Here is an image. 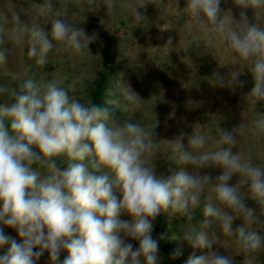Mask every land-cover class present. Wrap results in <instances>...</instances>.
<instances>
[{
    "label": "clouds",
    "instance_id": "9594fccd",
    "mask_svg": "<svg viewBox=\"0 0 264 264\" xmlns=\"http://www.w3.org/2000/svg\"><path fill=\"white\" fill-rule=\"evenodd\" d=\"M234 4L239 19L222 13L220 0H187L184 9L201 28L212 26L222 34L228 47L248 62L254 87L246 97L256 104L264 100V27L250 22L247 10L264 9V0ZM145 6L128 4L137 24L147 19L140 10ZM104 7L113 14L111 0H104ZM48 23L50 31L45 29ZM11 24L10 33L0 39V66L8 64L13 43L26 42L27 56L46 65L54 41L80 54L97 39L64 19L52 0H44L31 24L19 13L12 14ZM167 43L172 44L171 37ZM242 73L214 74L213 82L220 88L243 87ZM122 94L130 103L141 100L130 85ZM257 115L253 135L264 134V115ZM156 126L146 130L118 123L108 108L70 96L59 77L34 81L17 73L0 84V225L16 229L22 241L17 243L0 227V247L10 245L0 264H38L45 253L46 264H161L160 241L167 234L154 238V222L169 211L191 222L207 185L216 203L208 198L199 227L190 223L182 239L208 252L189 256L185 264H235L232 255L212 250L217 242L209 230L214 226L234 238L245 264H253L255 253L264 248V166L233 151L243 123L231 131L216 125L218 138L193 132L187 146L184 132L166 140L169 160L180 166L167 178L157 174L152 159L158 146ZM61 156L67 157V166L58 163ZM189 166L199 171H189ZM211 166L222 170L215 182L201 174ZM233 176L239 177L238 183H230ZM249 199L259 210L246 203ZM238 218L242 224L234 228Z\"/></svg>",
    "mask_w": 264,
    "mask_h": 264
},
{
    "label": "rangeland",
    "instance_id": "374dc122",
    "mask_svg": "<svg viewBox=\"0 0 264 264\" xmlns=\"http://www.w3.org/2000/svg\"><path fill=\"white\" fill-rule=\"evenodd\" d=\"M44 0H0V39L5 38V32L10 33L11 16L19 13L22 19L31 24L38 7ZM54 10L64 14V19L76 27L83 28L88 35L95 34L97 39L85 49L75 54L62 42H53L54 48L49 53L46 65H38L34 58L27 56L28 46L25 43L11 44L13 54L6 66H0V84L11 81L13 74H20L32 80L48 81L59 77L69 94H80L88 97L91 83L98 73L109 62L116 83L111 97L107 99L112 109L113 118L120 124L125 121L138 124L146 130L157 125L153 130L158 142L156 154L152 158L158 175L167 178L179 170L180 166L169 160L172 153L166 140L172 139L180 132L185 133L184 143L195 133L206 138H218L219 128L231 131L240 123L244 130L237 134V145L233 151H239L246 157H251L254 164L264 166V134L253 135L251 129L258 115H264V100L254 104L247 93L254 87V79L248 70V62L242 61L223 40V35L214 31L212 26L207 29L195 24L185 12L187 0H111L113 14L109 15L104 7V0H52ZM129 3L146 4L140 9L147 17L137 24L131 19ZM220 8L225 15H233L239 19L240 9L234 0H220ZM250 22L264 27V9H248ZM51 18V17H50ZM43 23V18H39ZM47 31L51 24L45 25ZM169 37L172 44H168ZM239 70L244 81L243 87L234 89L220 88L214 84V74L227 77L231 71ZM130 85L141 100L130 103L123 97L122 90ZM58 163L67 166V157L57 158ZM189 171H199L189 166ZM221 169L211 166L201 170L215 182L221 174ZM239 181L233 176L231 184ZM245 198L249 193H244ZM215 193L211 185L204 189L200 207L194 209L191 222L179 213L171 211L161 214L166 223L162 233L167 234L164 242H175L174 247L183 256L185 264L189 256L207 254L208 250L193 249L182 239L190 223L199 227L204 219L203 205ZM246 203L255 205L252 200ZM154 222L153 237L156 238L159 223ZM121 219H130L122 215ZM242 224L241 219L233 222V227ZM5 235L22 242L16 229L0 225ZM175 228L180 234H170V228ZM210 232V239L217 242L212 250L222 255H232L235 264H245V258L236 247L233 237L225 236L218 226ZM264 235V232L261 233ZM137 247L135 241H128ZM9 244L0 247V255L6 253ZM160 254L164 258V249L160 246ZM66 253H62L63 258ZM47 253L41 257L38 264H46ZM253 264H264V248L258 250L253 258Z\"/></svg>",
    "mask_w": 264,
    "mask_h": 264
},
{
    "label": "trees",
    "instance_id": "16d2710c",
    "mask_svg": "<svg viewBox=\"0 0 264 264\" xmlns=\"http://www.w3.org/2000/svg\"><path fill=\"white\" fill-rule=\"evenodd\" d=\"M113 68H111L109 62L104 63V68L98 73V76L95 81L91 83L90 90H89V96H81L80 94H69L70 96L81 100L83 102L85 99H92L94 103H97L99 106L106 107L109 109L110 113L114 115L111 108H109L108 104H106L107 99L111 97V92L114 89L116 78L113 76ZM158 223L159 228L158 232L156 234V238H159L161 233L164 231L166 227V223L164 222L162 217H158ZM170 234H180L178 231L175 230V228H170L169 230ZM175 242H164L163 240L160 241V246L164 249V258L163 263L164 264H183L182 259L183 256L179 252V255H176L175 258H173V254L177 253L174 247Z\"/></svg>",
    "mask_w": 264,
    "mask_h": 264
}]
</instances>
